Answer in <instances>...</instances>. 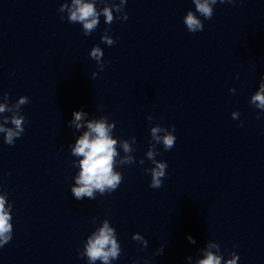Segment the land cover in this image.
<instances>
[{"label": "water", "instance_id": "water-1", "mask_svg": "<svg viewBox=\"0 0 264 264\" xmlns=\"http://www.w3.org/2000/svg\"><path fill=\"white\" fill-rule=\"evenodd\" d=\"M65 3L71 0H0V95L30 98L24 134L11 146L0 136V192L13 203L14 226L0 264H87L77 249L105 219L122 246L114 264H186L209 239L225 255L238 252V264H264V118L249 105L264 75V0L218 3L196 34L183 24L192 0H127L128 19L110 25L119 37L112 46L100 40L109 27L103 17L85 36L60 19ZM94 45L104 50L103 71L88 55ZM81 108L116 121L119 140L137 138V163L119 169V188L95 200L70 191L68 121ZM156 125H175L177 140L169 151L157 145L156 159L168 168L153 189L142 170L152 165L139 160ZM136 232L146 248L132 240Z\"/></svg>", "mask_w": 264, "mask_h": 264}, {"label": "clouds", "instance_id": "clouds-1", "mask_svg": "<svg viewBox=\"0 0 264 264\" xmlns=\"http://www.w3.org/2000/svg\"><path fill=\"white\" fill-rule=\"evenodd\" d=\"M127 0H120L119 5H107L101 0H71L70 4L59 5V11L66 12V17L60 16L61 20L67 19L69 23L79 24L83 35L90 36L99 26L101 17L105 27L100 36L101 43L112 46L119 37L114 38L111 34L110 25L114 20L126 21L128 14L125 10ZM235 4L236 0H192L194 9H189L183 16V24L189 33L196 34L204 30V21L210 20L214 14L217 4ZM123 7V17L120 12ZM115 13V15H114ZM89 57L94 59L100 71H103L106 61L104 50L100 45H94L89 53ZM98 73L93 72L95 79ZM231 93L236 92V88L229 89ZM0 136L7 145H14L16 140L25 132V125L28 123L22 114V106L30 103L27 95L19 96L14 102L10 101L9 93L0 95ZM249 105L259 109L256 118H264V75H261L256 90L251 94ZM233 119H238L239 111L231 113ZM153 116H147L151 124ZM243 124V122H241ZM68 127L74 130V141L68 144L70 154L74 159L71 165L76 169L72 177L73 183L70 191L76 200H95L97 193L103 196L105 193L111 194L116 191L123 181V173L119 169L125 165L137 163L134 155L136 148L131 145L137 144V138L131 136V144L128 139L119 140L115 134L116 121L110 120L107 115L94 116L86 112L83 108L74 110L72 118L68 121ZM170 129V130H169ZM175 125L151 126L148 150L144 153V158L139 160L143 165L145 158L152 167H145L142 170L150 175L149 187L158 189L162 186L167 175L168 162L156 157L162 155L157 150V145L163 146V151L171 150L176 143ZM119 149L125 154L120 157ZM119 158V159H118ZM13 203L8 199L7 191L0 192V248L10 242L13 238ZM132 240L139 243L143 248L148 246V240L139 232L132 234ZM187 240L191 244H196L193 236L188 235ZM238 245H233V249ZM164 246L161 245L156 250V254L162 255ZM78 256L85 259L87 264H114L122 253V246L116 227L109 219L95 227L86 239L82 242V249H77ZM186 264H238L240 255L232 250H221L220 244L212 239L206 241L202 248H199L195 256L189 255ZM133 264H141L140 260L133 261ZM143 264H150L148 258H144Z\"/></svg>", "mask_w": 264, "mask_h": 264}]
</instances>
